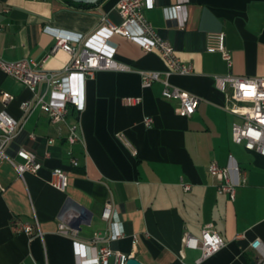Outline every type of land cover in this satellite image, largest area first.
Segmentation results:
<instances>
[{"label":"crops","instance_id":"0c3cea01","mask_svg":"<svg viewBox=\"0 0 264 264\" xmlns=\"http://www.w3.org/2000/svg\"><path fill=\"white\" fill-rule=\"evenodd\" d=\"M96 2L84 7L67 0H0L4 59L46 57V69L61 71L70 55L60 48L49 53L53 32H61L69 38L86 35L92 47L113 46L114 57L129 67L96 70L83 82V108L69 106L62 120L51 122L39 106L24 120L23 130L6 151L19 160L16 150L28 148L42 165L19 176L10 161L0 163L5 186L0 192V264H79L73 239L57 232L58 215L65 208L79 212L77 238L87 242L107 224L100 215L106 202L119 206L124 231L109 246L144 264H259L249 243L259 238L264 244V155L233 141L231 127L239 118L224 108L225 94L212 76H264V0H153L152 7L143 8L180 59L192 66L187 74L169 76L172 84L198 96L190 116L178 114L177 102L162 96L160 81L142 86L139 69L165 68L157 51H145L118 33L106 40L101 33L92 35L102 14L121 21L118 0ZM173 2L181 4L178 18L167 17L163 9ZM209 32L223 33L231 64L219 51L205 49ZM2 92L13 98L3 101ZM36 94L54 102L60 99L44 81L31 89L0 69V109L22 120L20 102ZM127 95L141 99L126 104ZM145 117L152 118L150 124H144ZM71 126L80 139L69 144ZM230 154L244 175L233 197L218 192V180L208 170L211 160L225 165ZM55 167L67 173L64 189L50 183ZM34 218L42 237L15 229L14 220L33 223ZM206 223L219 233L223 246L197 261L200 250L183 245L182 237L199 236ZM89 256L86 248L82 258Z\"/></svg>","mask_w":264,"mask_h":264},{"label":"built area","instance_id":"2783aa9c","mask_svg":"<svg viewBox=\"0 0 264 264\" xmlns=\"http://www.w3.org/2000/svg\"><path fill=\"white\" fill-rule=\"evenodd\" d=\"M153 0H118L117 9L121 16L119 23L113 22L107 15L100 16L98 26L92 35L101 33L104 39L112 34L118 33L138 42L145 51H157L165 63L163 70L139 69L142 86H150L155 81L162 83V96L177 102L176 111L182 116H190L196 109L199 98L169 81L171 74H187L192 71L191 64L183 62L177 55L173 45L163 38L157 29L144 15V7H152ZM181 7L178 2L165 6V15L169 18H178L177 9ZM4 24L0 22V30ZM55 41L49 53L56 49H62L70 55L68 63L61 71L49 70L44 67L46 57L41 60L33 58H22L18 60H6L0 56V69L16 79L23 82L31 89L38 82L44 81L46 88L59 92L58 101L45 100L44 94L35 95L33 99H24L20 102L23 119L18 120L9 114L5 109H0V163L2 160L10 161L19 176L26 171L36 172L42 165L36 153L25 147L16 150V160L10 156L6 148L22 130L24 120L39 106L45 110L51 122L62 120L69 108L72 106L81 110L84 106L83 82L86 78L93 77L94 72L99 69H128V65L120 62L114 57V47L107 45L106 48L92 47L88 44L86 35L77 34L69 38L61 32H53ZM205 49L208 51H219L222 57L231 64V54L224 45L222 32H209L206 35ZM215 86L221 90L226 97L224 108L238 116L239 120L234 121L231 127L233 141L242 143L248 150H255L264 155V76L261 75H240L233 73L213 74ZM1 98L7 101L13 98L8 92H2ZM140 96H124L126 104L138 103ZM151 117L143 119L148 125ZM31 137L33 133H29ZM125 144L135 149L130 141L122 133H118ZM80 139L75 126L69 128L67 141L72 144ZM71 164L76 165L77 160L71 157ZM210 174L217 178L218 192H227L230 197L234 196L236 185L244 180L236 159L230 154L225 165H220L216 160H211L208 165ZM50 183L64 189L67 185V173L64 169L55 167L51 171ZM240 174V176H239ZM184 188H189V183H183ZM5 186L0 181V192ZM101 217L106 221V226L97 230L87 242L77 238L81 214L70 208H65L58 215L57 232L70 236L73 240L74 253L79 264H125L131 253L113 249L108 242L118 239L124 235L119 218L120 208L118 205L106 202L101 211ZM14 227L30 236L42 237V231L36 218L34 222L14 220ZM134 242L137 240L133 234ZM185 246L198 248L200 256L197 261L206 258L217 252L223 246V240L211 223H206L199 236L185 234L182 237ZM249 246L256 253V260L264 264V244L259 238L250 241ZM86 248L90 256H85Z\"/></svg>","mask_w":264,"mask_h":264},{"label":"water","instance_id":"95a60500","mask_svg":"<svg viewBox=\"0 0 264 264\" xmlns=\"http://www.w3.org/2000/svg\"><path fill=\"white\" fill-rule=\"evenodd\" d=\"M78 2H96L97 0H74ZM125 264H144L142 261H140L137 257L135 256H130L127 258Z\"/></svg>","mask_w":264,"mask_h":264},{"label":"trees","instance_id":"16d2710c","mask_svg":"<svg viewBox=\"0 0 264 264\" xmlns=\"http://www.w3.org/2000/svg\"><path fill=\"white\" fill-rule=\"evenodd\" d=\"M67 1H69V2H72V3H74L75 5H78V6H84V7H90V6H93V5H95L97 2H78V1H74V0H67ZM99 1V0H98ZM19 135V134H18ZM17 135V136H18ZM16 136V137H17ZM15 137V138H16Z\"/></svg>","mask_w":264,"mask_h":264}]
</instances>
